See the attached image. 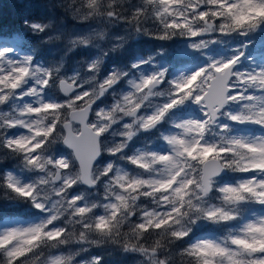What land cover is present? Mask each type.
I'll return each instance as SVG.
<instances>
[{
    "label": "snow or ice",
    "instance_id": "6c2138e0",
    "mask_svg": "<svg viewBox=\"0 0 264 264\" xmlns=\"http://www.w3.org/2000/svg\"><path fill=\"white\" fill-rule=\"evenodd\" d=\"M74 18L179 38L191 66L170 71L161 48L104 72L120 44L68 75L17 54L19 34L0 46V150L20 160L0 168V197L33 210L0 225V264H104L88 254L109 245L137 264H264V62L243 68L247 45L223 39L264 34V0H84Z\"/></svg>",
    "mask_w": 264,
    "mask_h": 264
},
{
    "label": "trees",
    "instance_id": "16d2710c",
    "mask_svg": "<svg viewBox=\"0 0 264 264\" xmlns=\"http://www.w3.org/2000/svg\"><path fill=\"white\" fill-rule=\"evenodd\" d=\"M42 1L43 0H0V42L14 44L15 37L19 34L23 39L22 47L18 48L19 52L24 54L29 52L34 53L35 59L45 66L53 64L59 66L62 63L64 65L61 69L62 73L66 72L70 75L73 69L77 66L80 67L83 61L89 56L85 47H78L68 51V49H66L68 46L64 45L69 31L78 20L74 18V12L76 8L82 6V0H75V3H73V0H54L60 4V6H57L52 0V7H50L48 3L40 5L39 3ZM28 5H31V7H28ZM51 16L54 17L53 29L63 30V32L59 34L60 39L53 38L52 40H47L49 35L55 37L58 34L53 35L55 33H51L46 36L45 34L37 35L28 30L23 24L24 19H39L41 22H45V20ZM98 19L100 18L91 20V23ZM124 26L127 29V26ZM42 37L45 39H42ZM233 37L235 38L236 36ZM181 41L183 40L179 38H174L170 41H157L143 36H128L126 32L125 39L122 43L123 46L118 48L115 52H110L108 56L103 57L102 70L107 72L108 69L115 66L126 67L135 56L155 55L157 50L161 48H163L165 52H170L165 56V59H173L175 63H185L187 62L185 59H177L174 55L175 47ZM242 42L247 45V47L242 50L245 52V56L248 57L247 59L242 58L243 68H253L252 66L254 65L250 64L254 61L258 62V64L264 62V39L260 43L256 39L246 43L245 38L242 37ZM65 50H67L66 54ZM109 99L110 98L107 100ZM250 128L251 130H259L256 126H251ZM143 139L142 137L138 140L136 146H140ZM60 150L65 153L68 152L62 146ZM19 164L20 160L18 157L9 155L4 150H0V168L5 170ZM100 191L102 192L103 190L100 189ZM254 208L258 210L260 206L250 205L248 212H252ZM29 210L32 209L27 204L22 202H11L0 197V220L7 218H17L20 220L31 219L32 212ZM203 231L212 235H219L224 231V228L223 226L205 225ZM90 255H102L104 257V264L130 263L126 260L125 254L115 250L111 245L93 248ZM175 264H180L179 257H176Z\"/></svg>",
    "mask_w": 264,
    "mask_h": 264
},
{
    "label": "rangeland",
    "instance_id": "374dc122",
    "mask_svg": "<svg viewBox=\"0 0 264 264\" xmlns=\"http://www.w3.org/2000/svg\"><path fill=\"white\" fill-rule=\"evenodd\" d=\"M54 1V0H53ZM52 0H43L42 2H40V5H45V4H49L50 7H52L53 3H55L57 6H60V4H58L56 1L53 2ZM59 1V0H58ZM53 2V3H52ZM82 3H84V0H82ZM42 8V7H41ZM43 9V8H42ZM53 20L54 17L51 16L49 17L47 20H45L46 23H50L52 25L51 29L49 30L48 33H45L46 35H49L51 33H55L53 35H56L57 33H62L63 30H58L56 28L53 29ZM104 30L107 34L106 39L104 41H95L94 42V46H89V47H85L88 51V58L87 59H91V58H96L97 56H101V54L105 51L110 50L115 44L120 43L119 41H117L115 38L118 36H123L126 34L127 29L125 28L124 25H109L107 23H104L101 19H98L95 22L89 21V22H81L79 20L76 21V24L72 27V30L69 31L68 33V39H67V45L68 47H66V49H69L70 45L68 43L69 39L74 38L77 34H81V33H87L90 30ZM123 29V31H122ZM246 40V43L251 42L253 39H256L259 43L264 39V34L260 33V32H255L250 34L248 37H243ZM223 39H228L230 40V46L231 47H237L241 44L242 42V37H231V38H223ZM183 41L179 42L176 47H175V57L177 59H185L187 62L185 63H181V62H177L175 63L173 59L167 60L165 59V56L170 53V52H165L161 57H157L158 61L160 63H163L166 67H168L170 69V71L172 72H179L184 70L186 67H190L191 66V60L189 57L184 56L181 52V49L183 47ZM3 45H10L8 42H0V46ZM65 45V44H64ZM98 45V46H97ZM215 48V51L210 53V54H218L220 51H223V46H213ZM67 50H65V54H66ZM17 54H20L21 56L24 55V53H21L18 51ZM149 55H154V54H149ZM148 55V56H149ZM147 57V56H146ZM103 60V57H102ZM104 61V60H103ZM258 62H253L250 65H254L252 66L253 68H255L257 66ZM102 67V65H101ZM75 69H80V67H76ZM247 69V67L245 68ZM82 70V69H81ZM72 74V72L70 73V75ZM124 88H127V85H124ZM105 103H111V98L107 101H105ZM251 126H249L250 128ZM247 131V129H245ZM254 132H256L257 134H259L260 129L259 130H253ZM139 147V146H137ZM20 165L11 168V169H6L7 170H12L15 168H18ZM83 190V189H82ZM33 213V210H29ZM255 212V214H260V212L262 211L261 208H259L258 210H256L255 208L252 209V212ZM252 212H248L246 214H252ZM32 219V218H31ZM30 219L28 220H20L17 218H12V219H2L0 220V225H15L16 223H26L28 222ZM200 234V233H198ZM209 234V233H208ZM91 253H89L90 255ZM142 259L141 257H139L138 255H126V260L128 262H130L129 264H137V262ZM126 262V261H125Z\"/></svg>",
    "mask_w": 264,
    "mask_h": 264
},
{
    "label": "clouds",
    "instance_id": "9594fccd",
    "mask_svg": "<svg viewBox=\"0 0 264 264\" xmlns=\"http://www.w3.org/2000/svg\"><path fill=\"white\" fill-rule=\"evenodd\" d=\"M73 3H75V0H73ZM88 35V41H87V45L86 46H94V42L99 40V41H104L106 39V32L104 30H94L90 33H87ZM42 39H45L44 37H42ZM117 41H119L120 43L115 44L113 47L120 45L123 43L124 41V37L123 36H118L115 38ZM98 46V45H97ZM120 47H117V49Z\"/></svg>",
    "mask_w": 264,
    "mask_h": 264
},
{
    "label": "water",
    "instance_id": "95a60500",
    "mask_svg": "<svg viewBox=\"0 0 264 264\" xmlns=\"http://www.w3.org/2000/svg\"><path fill=\"white\" fill-rule=\"evenodd\" d=\"M68 150V149H67ZM70 151V150H69Z\"/></svg>",
    "mask_w": 264,
    "mask_h": 264
},
{
    "label": "bare ground",
    "instance_id": "6f19581e",
    "mask_svg": "<svg viewBox=\"0 0 264 264\" xmlns=\"http://www.w3.org/2000/svg\"><path fill=\"white\" fill-rule=\"evenodd\" d=\"M110 98V97H109Z\"/></svg>",
    "mask_w": 264,
    "mask_h": 264
}]
</instances>
